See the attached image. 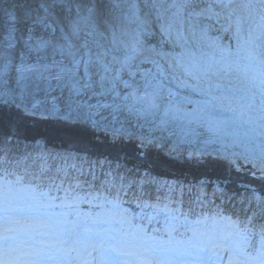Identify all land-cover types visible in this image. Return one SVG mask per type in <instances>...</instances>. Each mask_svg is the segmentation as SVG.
I'll list each match as a JSON object with an SVG mask.
<instances>
[{
    "label": "snow or ice",
    "instance_id": "snow-or-ice-1",
    "mask_svg": "<svg viewBox=\"0 0 264 264\" xmlns=\"http://www.w3.org/2000/svg\"><path fill=\"white\" fill-rule=\"evenodd\" d=\"M0 264H264V0H0Z\"/></svg>",
    "mask_w": 264,
    "mask_h": 264
},
{
    "label": "trees",
    "instance_id": "trees-1",
    "mask_svg": "<svg viewBox=\"0 0 264 264\" xmlns=\"http://www.w3.org/2000/svg\"><path fill=\"white\" fill-rule=\"evenodd\" d=\"M187 175V174H186ZM183 178V177H182ZM187 179L191 180L193 177L191 175H187Z\"/></svg>",
    "mask_w": 264,
    "mask_h": 264
}]
</instances>
